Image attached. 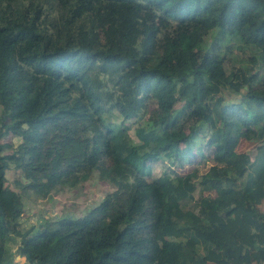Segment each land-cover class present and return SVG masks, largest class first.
I'll list each match as a JSON object with an SVG mask.
<instances>
[{"label":"trees","instance_id":"16d2710c","mask_svg":"<svg viewBox=\"0 0 264 264\" xmlns=\"http://www.w3.org/2000/svg\"><path fill=\"white\" fill-rule=\"evenodd\" d=\"M72 119L82 149L64 163L53 134ZM230 140L256 152L235 175L190 171L176 199L173 170ZM11 165L38 197L94 176L107 190L26 225ZM263 205L264 0H0V264L13 240L26 264H264Z\"/></svg>","mask_w":264,"mask_h":264},{"label":"rangeland","instance_id":"374dc122","mask_svg":"<svg viewBox=\"0 0 264 264\" xmlns=\"http://www.w3.org/2000/svg\"><path fill=\"white\" fill-rule=\"evenodd\" d=\"M168 29H162L159 32V37L166 34L172 35L178 28V23L175 21L169 20ZM189 88H186L188 91ZM171 100V93L169 92L168 86L160 93V102L161 104L167 105ZM151 108L153 105H149ZM200 112L199 107H195L191 112V116L193 118L197 117V114ZM115 120V118H114ZM140 122V121H138ZM137 122V123H138ZM70 125L72 128L64 127L61 129V133L58 135H54V141L62 142L64 145V150L60 147L61 158L64 163H68L71 160V156H79L81 153V142L77 136V131H79V123L74 119L71 120ZM229 151L228 156L226 154L223 156H215L214 151H208L207 156H204L202 159H196L195 163L190 165L189 163L181 164L173 170L175 174H183L184 182L183 185L176 188L175 197L179 199L183 197L186 193L184 191V185L187 183L189 179L190 171L195 174H202L207 172L210 168L216 169L217 173L220 176L224 175H235L233 165L243 163L244 154H250L253 156L252 152L255 151L257 146L252 141L247 140H236L229 141ZM118 147L123 150V152L129 156L131 153L135 151V146L132 144V141L127 138L125 134H121L118 136ZM256 152V151H255ZM8 153V151H6ZM255 154V153H254ZM159 163V162H158ZM158 163L153 168V171L157 169ZM14 165H11V169L6 171L7 184L10 186L11 190H15L16 193L20 196L19 200L16 203H20L22 208H24V213L22 214L21 221L30 225L31 223L40 224L43 219H46L50 216H61L65 213H70L74 216L82 215L87 211V208L90 204L99 201L106 193L107 184L106 182L99 181L95 176L90 179L89 182L83 185L77 186H63L62 184H58L55 188L56 190L50 191L47 190V196H35L31 190H22L21 187H17L14 181H19L21 184H26L27 180L23 178L19 172H14ZM41 194L44 192L37 191ZM226 193H228V197L234 198V194L230 193V190L226 188ZM264 209V205H263ZM180 218V214L177 211H173V221H177ZM9 252L13 254V263L14 264H26L25 258L23 256L17 255L18 245L13 240L12 242H8Z\"/></svg>","mask_w":264,"mask_h":264}]
</instances>
